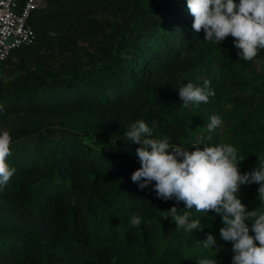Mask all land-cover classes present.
<instances>
[{
	"label": "trees",
	"instance_id": "16d2710c",
	"mask_svg": "<svg viewBox=\"0 0 264 264\" xmlns=\"http://www.w3.org/2000/svg\"><path fill=\"white\" fill-rule=\"evenodd\" d=\"M29 22L35 42L0 60L15 169L0 188V264H232L219 216L193 209L202 231L186 233L163 218L182 202L131 181L138 145L124 133L155 121L153 138L188 151L230 144L251 172L264 163V49L242 61L232 37L204 42L186 0H43ZM205 80L215 95L184 108L179 88ZM213 115L222 123L209 132ZM258 188L240 187L247 211L264 212ZM209 234L216 253L199 243Z\"/></svg>",
	"mask_w": 264,
	"mask_h": 264
},
{
	"label": "clouds",
	"instance_id": "9594fccd",
	"mask_svg": "<svg viewBox=\"0 0 264 264\" xmlns=\"http://www.w3.org/2000/svg\"><path fill=\"white\" fill-rule=\"evenodd\" d=\"M188 13L193 17V31L204 32V42L221 44L229 36L238 49L239 60L251 61L264 49V0H186ZM210 81L203 86L187 83L179 88L184 108L208 103L215 95ZM3 112L0 107V113ZM222 123L219 116L210 117L206 125L209 132ZM156 122L152 126L137 120L124 133L126 141L138 145L136 156L140 167L131 175V181L143 190L154 184L156 197L163 201L175 199L184 205L183 212L175 206L163 218L171 216L176 228L186 233L202 231L200 219H191L195 209L200 216L208 212L221 218L223 227L219 236L232 244V264H264V212L247 211L238 198L242 185L258 184V196L264 198V163L251 172L241 174L238 165L244 157L230 144L214 147H194V151L169 143L167 137L153 138ZM11 136L0 133V188L7 185L15 173L7 158L12 155ZM141 218L133 215L130 225L137 227ZM250 224V227H249ZM251 233V235H250ZM204 249L219 251L211 234L199 241ZM198 264H217L214 258H203Z\"/></svg>",
	"mask_w": 264,
	"mask_h": 264
},
{
	"label": "built area",
	"instance_id": "2783aa9c",
	"mask_svg": "<svg viewBox=\"0 0 264 264\" xmlns=\"http://www.w3.org/2000/svg\"><path fill=\"white\" fill-rule=\"evenodd\" d=\"M42 2L24 0L19 6L17 0H0V60L6 59L13 49L35 42L36 34L29 18Z\"/></svg>",
	"mask_w": 264,
	"mask_h": 264
}]
</instances>
